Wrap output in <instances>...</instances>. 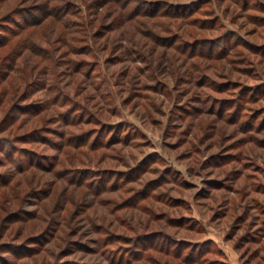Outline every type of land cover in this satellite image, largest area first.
I'll return each instance as SVG.
<instances>
[{
	"label": "rangeland",
	"instance_id": "374dc122",
	"mask_svg": "<svg viewBox=\"0 0 264 264\" xmlns=\"http://www.w3.org/2000/svg\"><path fill=\"white\" fill-rule=\"evenodd\" d=\"M129 2L0 0V264H264V0H140L125 13ZM81 15L98 21L90 39L73 35L84 30ZM98 40L107 56H97ZM108 40H127L142 62L190 63L196 87L216 93L211 104L159 108L168 119L145 127L150 98L175 86L158 81L117 93L110 108L104 73L123 45ZM53 105L62 110L53 115ZM73 114L101 127L67 142L44 134L63 137L47 124ZM177 119L184 127L171 140ZM125 129L134 131L122 137ZM125 149L135 161L119 168ZM157 160L168 166L148 175ZM62 229L101 238L67 239Z\"/></svg>",
	"mask_w": 264,
	"mask_h": 264
},
{
	"label": "clouds",
	"instance_id": "9594fccd",
	"mask_svg": "<svg viewBox=\"0 0 264 264\" xmlns=\"http://www.w3.org/2000/svg\"><path fill=\"white\" fill-rule=\"evenodd\" d=\"M139 2L140 0H130L129 4L124 9V12L127 13L131 11V9L135 7V5ZM165 7H167V5H165ZM81 19L85 21L84 30L79 31V32H74L73 35L88 36L90 39V33L95 30V24L98 21H95L92 16L85 17L81 15ZM89 21H92V23L88 24L87 22ZM0 23H4V21H0ZM125 27H127V25H125ZM164 29H165L164 23H160L154 28L156 32H161V33L164 31ZM220 31H223V29H220ZM111 35L115 37H119L120 31L118 30L117 32ZM104 44H105V40H98L95 44L96 54L99 57H104L109 54L107 51L101 50L103 49ZM108 44L109 46H111L112 44L123 45L117 48L116 51L111 53L114 56L122 57V61L117 63L114 66H109L108 71L104 73V75L108 77V82L104 84V86L101 88V91L112 93L114 103L109 105L110 108L114 107L115 103H118L117 93H119V98H122L123 95L127 94L129 91H138V92L143 91V88L141 87V85L145 83L155 84L158 81H166L168 84L175 85V86L164 89L160 94L154 97V100L150 98V102H152V107H147V105H145V107H147V111L144 114V121H143L145 127L149 126V121L152 117H157L160 120L168 119V116L160 112L159 108L171 107L173 104H186L188 106L195 104L199 108L207 109V107L211 104V100H208L207 96L209 93H212L213 95H215L216 93L212 91V86L210 84L203 88L196 87L195 81L199 79V70L195 68L193 65H191L190 63L185 62L183 65H181L178 59H176L175 57L172 59L163 60L161 62L154 56H148V59L142 62L139 59H135V56H136L135 53H133L132 55H129L126 52V48L130 47L127 40H108ZM142 51H144L145 54H147L148 50L144 48L142 49ZM178 56L179 54L177 53V57ZM157 63H160L159 68L156 67ZM65 67L68 68L69 71L71 70L68 65H65ZM129 67L132 68L131 74H125L124 76L119 75V71L121 69H127ZM138 68H145V70L141 73L140 71H137ZM100 70L101 69H98L97 71H100ZM178 77H183L186 82L176 83ZM100 79H103V76ZM133 85H135V87H133ZM181 93H183V95H181ZM196 97H198V99H194ZM70 106H71V103L69 102V104L64 105L63 107L66 108ZM60 110H62V108H58L55 105L50 107V111L53 115L57 114V112ZM93 111H96V109H93ZM73 115L75 116V119H73L70 124H64L60 119L54 120L53 122L47 124L48 128L57 129L58 131L63 132L64 133L63 137H60L59 135H53L52 133H49V132H46L44 134L51 136L53 140L67 142L68 137H70L73 133L81 132L85 128L101 127V125L98 123L85 124L81 121V118L78 115L76 114H73ZM110 118L111 119H123L124 117L116 115ZM173 123L180 125V128L175 130L176 135H172L169 137V139L171 140L178 138L179 131L184 127V121L182 120L177 119V120H174ZM159 127L161 131H163L164 125L160 124ZM132 131L134 130L125 129L123 132L119 134L122 137L128 136L130 132ZM4 134L7 135V133H4ZM95 135L96 133H93L91 138L94 139ZM108 135H111V133H108ZM155 147H156V150H160L159 144H157ZM46 150L53 154H58V153H55L54 149H46ZM131 151L132 149H125L123 152L116 154L117 156H123V159H120L116 163L117 167L126 168L135 161V157L129 155ZM135 151L137 153H143L145 151L143 142L139 139H137L135 143ZM65 155H67V153H65ZM76 155L78 156L79 153H77ZM72 166L75 167L76 164H73ZM167 166H168L167 163L161 162L159 160H157L154 163L149 162L148 175H159L160 173L158 171L153 172L152 170L160 169V168L167 167ZM94 179H96V177H89L87 178L86 183H91V181ZM109 183H112V181H109ZM83 223L85 225V228L90 227L87 219L83 220ZM0 231H2V229H0ZM133 231H135V229H133ZM25 234H28V233L25 231ZM12 235H15V232L12 229H10L9 234H5L4 239H11ZM60 235L67 237V233L63 229ZM77 238H82L83 240L87 241L90 238H101V237L99 234L95 232H90L88 235L83 236V237H67V239H77ZM22 239H24V236H21L19 240H16L13 242L18 243ZM4 255H8V253L5 250L0 249V256H4ZM75 258H78V256ZM9 260H12L11 256H9Z\"/></svg>",
	"mask_w": 264,
	"mask_h": 264
}]
</instances>
